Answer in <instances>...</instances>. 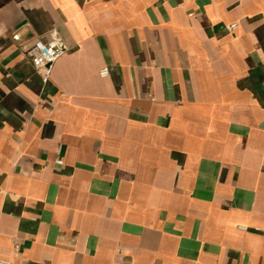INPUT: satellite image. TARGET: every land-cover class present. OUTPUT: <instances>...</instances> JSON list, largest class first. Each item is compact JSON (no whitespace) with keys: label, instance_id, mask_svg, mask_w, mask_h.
<instances>
[{"label":"crops","instance_id":"crops-1","mask_svg":"<svg viewBox=\"0 0 264 264\" xmlns=\"http://www.w3.org/2000/svg\"><path fill=\"white\" fill-rule=\"evenodd\" d=\"M0 264H264V0H0Z\"/></svg>","mask_w":264,"mask_h":264},{"label":"built area","instance_id":"built-area-1","mask_svg":"<svg viewBox=\"0 0 264 264\" xmlns=\"http://www.w3.org/2000/svg\"><path fill=\"white\" fill-rule=\"evenodd\" d=\"M236 26V24H231L228 28L234 29ZM21 43L19 45L23 49L25 57L29 59L34 70L44 82L50 79L55 62L70 50L68 42L56 28L48 31L45 38L32 40L27 47L23 48ZM100 74L106 76L108 69L103 68Z\"/></svg>","mask_w":264,"mask_h":264}]
</instances>
